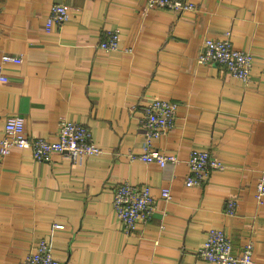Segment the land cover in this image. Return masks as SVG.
<instances>
[{
    "label": "crops",
    "instance_id": "crops-1",
    "mask_svg": "<svg viewBox=\"0 0 264 264\" xmlns=\"http://www.w3.org/2000/svg\"><path fill=\"white\" fill-rule=\"evenodd\" d=\"M192 1L196 10L179 15L150 10L146 0H0V57L23 59L0 82V136L11 116L25 119L33 139H55L69 121L88 127L103 150L75 161L57 154L39 162L27 149L0 155V264H19L41 240L63 264H213L197 257L212 229L237 252L252 243L254 264H264V198L256 191L264 172V0ZM55 4L71 20L47 32ZM116 31L120 47L100 48ZM227 36L254 56L248 84L224 66L199 64L204 41ZM154 98L178 104L174 127L152 142L180 156L175 166L129 159L146 143L140 104ZM192 150L209 152L225 171L187 187ZM122 182L148 184L157 199L150 222L131 233L114 211Z\"/></svg>",
    "mask_w": 264,
    "mask_h": 264
},
{
    "label": "built area",
    "instance_id": "built-area-1",
    "mask_svg": "<svg viewBox=\"0 0 264 264\" xmlns=\"http://www.w3.org/2000/svg\"><path fill=\"white\" fill-rule=\"evenodd\" d=\"M150 10L165 9L183 15L194 12L196 5L192 0H146ZM2 7L0 5V13ZM71 20V13L63 5L51 6L45 19V29L51 32L56 26H64ZM228 35V34H227ZM120 47L119 32H110L108 39L100 44V48L114 51ZM199 64L203 66H224L228 72L248 84L254 63L250 52L237 50L229 36L224 39H207L198 56ZM20 55L11 53L0 57V82L8 80L7 68L11 65H21ZM178 104L173 101L154 98L140 104V124L145 133L146 143L141 152L129 156L131 162L141 161L148 165L163 168L167 165H177L180 156L176 153L161 151L153 146V140L166 136L174 127L177 118ZM5 135L0 136V155L9 156L14 149H27L39 162H50L57 154H66L72 160L84 156H99L103 150L93 139L92 131L85 125L64 121L60 124L57 137L53 140L30 138L26 132L25 119L21 116H11L5 123ZM190 174L186 186L189 188L203 186L213 171H225L226 167L209 152L192 150L187 158ZM257 199L264 198V172L257 184ZM161 197L169 201L172 197L169 189L161 190ZM114 211L126 232H135L141 224L147 225L158 211L157 199L148 184L135 186L122 182L115 188ZM236 202L229 200L228 213H233ZM56 228H62L56 225ZM254 246L246 244L240 252L235 251L231 239L222 230L212 229L204 245L198 250L197 257L213 264H254ZM19 264H63L52 253L48 240L39 241L32 251Z\"/></svg>",
    "mask_w": 264,
    "mask_h": 264
},
{
    "label": "rangeland",
    "instance_id": "rangeland-1",
    "mask_svg": "<svg viewBox=\"0 0 264 264\" xmlns=\"http://www.w3.org/2000/svg\"><path fill=\"white\" fill-rule=\"evenodd\" d=\"M196 5V4H195Z\"/></svg>",
    "mask_w": 264,
    "mask_h": 264
}]
</instances>
